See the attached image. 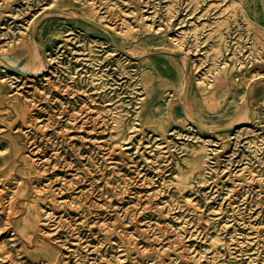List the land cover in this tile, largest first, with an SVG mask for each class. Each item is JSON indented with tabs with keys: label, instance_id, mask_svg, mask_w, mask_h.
<instances>
[{
	"label": "rangeland",
	"instance_id": "obj_1",
	"mask_svg": "<svg viewBox=\"0 0 264 264\" xmlns=\"http://www.w3.org/2000/svg\"><path fill=\"white\" fill-rule=\"evenodd\" d=\"M0 264H264V0H0Z\"/></svg>",
	"mask_w": 264,
	"mask_h": 264
},
{
	"label": "bare ground",
	"instance_id": "obj_2",
	"mask_svg": "<svg viewBox=\"0 0 264 264\" xmlns=\"http://www.w3.org/2000/svg\"><path fill=\"white\" fill-rule=\"evenodd\" d=\"M182 58L185 62V64H187V54H183L182 55ZM41 62V59L39 57V55L37 53H33L32 54V59L30 61V68L32 70H34L35 72H39L42 68H43V65L40 64ZM249 108L248 107H244L242 109V111L239 113V115L236 117L235 121L236 122H241V121H248L249 120Z\"/></svg>",
	"mask_w": 264,
	"mask_h": 264
}]
</instances>
